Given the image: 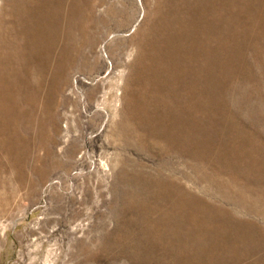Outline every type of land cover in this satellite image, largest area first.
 Wrapping results in <instances>:
<instances>
[{"label":"rangeland","instance_id":"rangeland-1","mask_svg":"<svg viewBox=\"0 0 264 264\" xmlns=\"http://www.w3.org/2000/svg\"><path fill=\"white\" fill-rule=\"evenodd\" d=\"M0 264H264V0H0Z\"/></svg>","mask_w":264,"mask_h":264},{"label":"bare ground","instance_id":"bare-ground-1","mask_svg":"<svg viewBox=\"0 0 264 264\" xmlns=\"http://www.w3.org/2000/svg\"><path fill=\"white\" fill-rule=\"evenodd\" d=\"M30 33H33V32H30ZM35 36V35H34Z\"/></svg>","mask_w":264,"mask_h":264}]
</instances>
